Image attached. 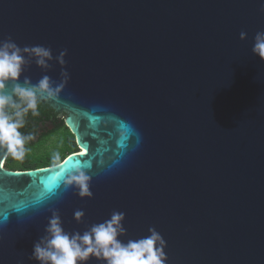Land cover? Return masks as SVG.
I'll use <instances>...</instances> for the list:
<instances>
[{
	"label": "water",
	"instance_id": "95a60500",
	"mask_svg": "<svg viewBox=\"0 0 264 264\" xmlns=\"http://www.w3.org/2000/svg\"><path fill=\"white\" fill-rule=\"evenodd\" d=\"M259 8L260 0H0V40L43 45L54 57L67 49L71 79L43 104L66 114L80 148L26 170L1 166L0 155V264H39L29 257L49 208L81 233L124 212L119 239L154 227L167 264H264ZM52 64L45 73L33 62L24 75L59 81ZM74 167L93 176L91 199L63 190Z\"/></svg>",
	"mask_w": 264,
	"mask_h": 264
},
{
	"label": "clouds",
	"instance_id": "9594fccd",
	"mask_svg": "<svg viewBox=\"0 0 264 264\" xmlns=\"http://www.w3.org/2000/svg\"><path fill=\"white\" fill-rule=\"evenodd\" d=\"M259 11L264 13V0H260ZM247 38L245 32L240 39ZM254 55L264 61V31L254 37ZM67 49L53 56L52 49L43 45L21 48L11 36L0 40V155L23 160L28 149L26 144L35 139L32 133L24 134L29 113L39 116V107L45 102L57 100L71 79L65 69ZM61 65L60 79L54 81L43 75L36 83L25 76L26 69L35 63L45 73L52 69V62ZM53 160L60 161L59 153ZM58 166V165H57ZM91 167V165H89ZM93 176L82 167H74L63 178V190L75 189L80 198L93 197L91 191ZM51 213L44 228V235L34 243L32 256L39 264H90L93 259L99 264H167L165 249L167 242L154 228L148 229L149 235L139 239H121L126 233L123 225L125 213L113 211L109 219L93 223L83 233L68 232L58 209L49 208ZM85 212L76 210L73 218L82 223Z\"/></svg>",
	"mask_w": 264,
	"mask_h": 264
},
{
	"label": "flooded vegetation",
	"instance_id": "af4514ba",
	"mask_svg": "<svg viewBox=\"0 0 264 264\" xmlns=\"http://www.w3.org/2000/svg\"><path fill=\"white\" fill-rule=\"evenodd\" d=\"M46 106L48 105H40L39 116L33 117L31 113H29L26 117V126L21 129L24 134L32 133L35 135V139L26 144V148L28 149V151L24 159L16 160L10 156L7 158L3 157L1 166L11 170H26L38 168L37 164L42 163L46 160V153L49 152L48 150L50 149V145L57 142L59 144H62L63 142H65V138L67 147H69L67 142H70V139L72 138V141L74 142L73 144L71 143L74 146L73 151L77 152L80 150L79 146L77 145L75 136L72 134L69 127L65 123L64 119L66 114L64 112H56L51 107L47 108ZM70 134H72V137L70 136ZM65 135L66 137H64ZM58 136L59 138L55 140ZM68 154L70 153L67 152L65 156H67ZM63 158H61L60 160H62ZM12 163H17L20 165V167L12 166ZM47 165H51V163H48Z\"/></svg>",
	"mask_w": 264,
	"mask_h": 264
},
{
	"label": "trees",
	"instance_id": "16d2710c",
	"mask_svg": "<svg viewBox=\"0 0 264 264\" xmlns=\"http://www.w3.org/2000/svg\"><path fill=\"white\" fill-rule=\"evenodd\" d=\"M47 108H50L49 106H46ZM70 136L72 137V134H70ZM64 137H66V135L64 136ZM64 141L65 142H63L62 143V149H61V151H60V159L61 158H63L66 154H67V152H69V153H72V152H74L73 151V148H74V146L72 145L74 142L72 141V138L70 139V142L68 141L67 142V144H68V146L69 147H67V146H65V144H66V138L64 139ZM72 143V144H71ZM46 160L45 161H43L42 163H38L37 164V167H42V166H46L48 163H51V164H55V163H57V162H55L54 160H53V157H50V156H47L46 158H45ZM61 161V160H60ZM12 166H18V167H20V165L19 164H17V163H12ZM11 166V167H12Z\"/></svg>",
	"mask_w": 264,
	"mask_h": 264
},
{
	"label": "snow or ice",
	"instance_id": "6c2138e0",
	"mask_svg": "<svg viewBox=\"0 0 264 264\" xmlns=\"http://www.w3.org/2000/svg\"><path fill=\"white\" fill-rule=\"evenodd\" d=\"M77 135H78V131H77ZM79 136V135H78ZM82 138H80V139H78V143H80L81 145H82ZM84 142V141H83ZM84 147V146H83ZM85 149H87L86 147H84ZM82 155H83V153H82ZM73 159V157H69L66 161H65V163H64V165L65 164H67L70 160H72ZM72 166H74V165H72ZM41 171H43V170H41ZM62 171H63V169H62ZM17 175H20L19 173H17ZM57 175H60L59 173L57 174ZM53 180L55 179L54 177L52 178ZM53 187H54V185L51 183V182H43V191L44 192H52L53 191Z\"/></svg>",
	"mask_w": 264,
	"mask_h": 264
},
{
	"label": "rangeland",
	"instance_id": "374dc122",
	"mask_svg": "<svg viewBox=\"0 0 264 264\" xmlns=\"http://www.w3.org/2000/svg\"><path fill=\"white\" fill-rule=\"evenodd\" d=\"M53 137H54V136H53ZM53 137H52V138H53ZM52 138H51V139H52ZM57 138H59V136L56 137L55 140H57ZM65 146H66V144H65ZM61 149H62V144H59V143L57 142V143H55V144L50 145V149L48 150L49 152L46 153V154H47V156L53 157L54 154H56V153H60Z\"/></svg>",
	"mask_w": 264,
	"mask_h": 264
},
{
	"label": "bare ground",
	"instance_id": "6f19581e",
	"mask_svg": "<svg viewBox=\"0 0 264 264\" xmlns=\"http://www.w3.org/2000/svg\"><path fill=\"white\" fill-rule=\"evenodd\" d=\"M84 150V149H83ZM83 150H82V152H83Z\"/></svg>",
	"mask_w": 264,
	"mask_h": 264
}]
</instances>
